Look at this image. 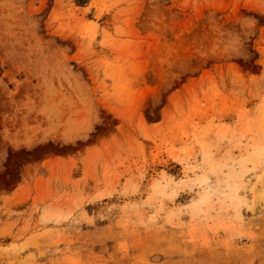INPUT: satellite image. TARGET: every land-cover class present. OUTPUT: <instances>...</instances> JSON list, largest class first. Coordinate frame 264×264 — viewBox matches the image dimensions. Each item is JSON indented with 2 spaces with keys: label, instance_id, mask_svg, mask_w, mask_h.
I'll return each mask as SVG.
<instances>
[{
  "label": "rangeland",
  "instance_id": "obj_1",
  "mask_svg": "<svg viewBox=\"0 0 264 264\" xmlns=\"http://www.w3.org/2000/svg\"><path fill=\"white\" fill-rule=\"evenodd\" d=\"M0 264H264V0H0Z\"/></svg>",
  "mask_w": 264,
  "mask_h": 264
}]
</instances>
